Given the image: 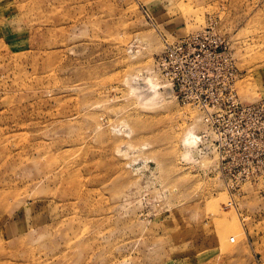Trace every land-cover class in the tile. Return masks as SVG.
I'll return each instance as SVG.
<instances>
[{
	"label": "rangeland",
	"instance_id": "374dc122",
	"mask_svg": "<svg viewBox=\"0 0 264 264\" xmlns=\"http://www.w3.org/2000/svg\"><path fill=\"white\" fill-rule=\"evenodd\" d=\"M0 264H264V0H0Z\"/></svg>",
	"mask_w": 264,
	"mask_h": 264
},
{
	"label": "built area",
	"instance_id": "2783aa9c",
	"mask_svg": "<svg viewBox=\"0 0 264 264\" xmlns=\"http://www.w3.org/2000/svg\"><path fill=\"white\" fill-rule=\"evenodd\" d=\"M204 35V33H202ZM200 33L188 36L186 38H183L182 40L177 41L174 43V46L170 49L171 53L174 52V55L171 56L170 61V68L173 72L172 74V84L176 88L181 89L182 87V73H187V53L190 57L189 62V69H192V64L195 60L201 58V56H204L206 52L202 55L198 53L194 47L197 44V41L200 39ZM190 72V71H189ZM191 74V72H190ZM238 101H227V106L229 109H235L238 105ZM200 107V106H199ZM201 108V107H200ZM202 111H204L203 108H201ZM211 110V109H210ZM209 109H205L207 115L205 118V121H209L212 119V114L210 113ZM219 109L215 110V113H218ZM223 115L221 113L215 115V119L223 118Z\"/></svg>",
	"mask_w": 264,
	"mask_h": 264
},
{
	"label": "bare ground",
	"instance_id": "6f19581e",
	"mask_svg": "<svg viewBox=\"0 0 264 264\" xmlns=\"http://www.w3.org/2000/svg\"><path fill=\"white\" fill-rule=\"evenodd\" d=\"M199 32V31H198ZM197 33V32H196ZM154 84V83H153ZM154 86V85H153ZM169 91V90H168ZM236 92V91H235ZM169 93V92H168ZM169 95V94H168ZM199 115V114H198ZM206 115H207V113H206V111L204 110V113H200V116H198V118L199 119H202L203 120V122L205 123V125H208L206 122H205V118H206ZM213 132V131H212ZM186 133H188V132H186ZM190 133V132H189ZM192 133H190V134H188V136H187V139H189L190 138V135H191ZM187 135V134H186ZM194 136V135H193ZM184 140H185V138H184ZM186 141V140H185ZM221 224L222 225H225L226 224V222L225 221H222L221 222Z\"/></svg>",
	"mask_w": 264,
	"mask_h": 264
}]
</instances>
